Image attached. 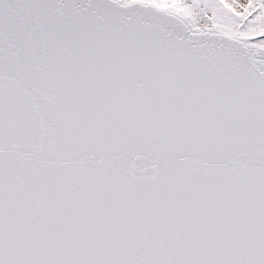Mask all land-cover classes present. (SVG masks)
I'll use <instances>...</instances> for the list:
<instances>
[{"label":"snow or ice","instance_id":"1","mask_svg":"<svg viewBox=\"0 0 264 264\" xmlns=\"http://www.w3.org/2000/svg\"><path fill=\"white\" fill-rule=\"evenodd\" d=\"M0 264H264V0H0Z\"/></svg>","mask_w":264,"mask_h":264}]
</instances>
